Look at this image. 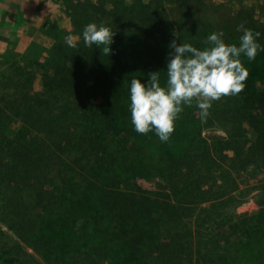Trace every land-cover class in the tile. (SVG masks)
<instances>
[{"label": "trees", "instance_id": "obj_1", "mask_svg": "<svg viewBox=\"0 0 264 264\" xmlns=\"http://www.w3.org/2000/svg\"><path fill=\"white\" fill-rule=\"evenodd\" d=\"M232 1L81 0L74 32L109 26L111 55L81 38L0 73V264H264V50L242 58L241 93L206 119L194 100L167 142L130 120V79L163 83L173 40L251 29L264 49V2Z\"/></svg>", "mask_w": 264, "mask_h": 264}, {"label": "clouds", "instance_id": "obj_2", "mask_svg": "<svg viewBox=\"0 0 264 264\" xmlns=\"http://www.w3.org/2000/svg\"><path fill=\"white\" fill-rule=\"evenodd\" d=\"M114 35L109 26L92 22L80 35L66 36L65 43L76 48L82 38L86 47L96 45L102 55H111ZM259 37V32L244 29L238 43H229L222 31H214L208 35V46L203 49L173 40L163 83L160 72L149 73L147 81L135 77L129 81V111L134 130L138 134L154 131L165 143L184 107L191 106L194 100L201 118L206 119L213 101L241 93L249 75L242 58L253 61L258 50H264L258 43Z\"/></svg>", "mask_w": 264, "mask_h": 264}, {"label": "rangeland", "instance_id": "obj_3", "mask_svg": "<svg viewBox=\"0 0 264 264\" xmlns=\"http://www.w3.org/2000/svg\"><path fill=\"white\" fill-rule=\"evenodd\" d=\"M71 1L67 5L66 0H0V73L22 68L30 75V64L39 58L51 59L53 50L60 42L65 43L66 36L78 35L73 23L80 16L81 0ZM236 2L233 0L230 5ZM259 2L264 0H241L251 9L257 8ZM251 178L255 182L260 176ZM258 194L250 195L237 211H258Z\"/></svg>", "mask_w": 264, "mask_h": 264}]
</instances>
